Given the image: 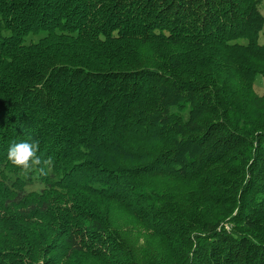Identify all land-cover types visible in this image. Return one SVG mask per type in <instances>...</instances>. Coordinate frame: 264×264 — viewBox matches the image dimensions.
<instances>
[{
  "label": "trees",
  "instance_id": "trees-1",
  "mask_svg": "<svg viewBox=\"0 0 264 264\" xmlns=\"http://www.w3.org/2000/svg\"><path fill=\"white\" fill-rule=\"evenodd\" d=\"M262 1L0 0V264H264ZM114 204L167 261L128 257Z\"/></svg>",
  "mask_w": 264,
  "mask_h": 264
},
{
  "label": "rangeland",
  "instance_id": "rangeland-1",
  "mask_svg": "<svg viewBox=\"0 0 264 264\" xmlns=\"http://www.w3.org/2000/svg\"><path fill=\"white\" fill-rule=\"evenodd\" d=\"M260 13L264 17V1L260 5ZM264 27V26H263ZM44 33L29 35L24 38V44L36 42ZM258 44L264 45V28L259 34ZM254 90L257 94H264V83L260 76H256ZM156 187L161 191L170 190L171 185L165 179L156 182ZM110 222L125 244V252L133 262L141 263L149 258H156L165 262L169 259L167 242L149 230L135 216L117 204L110 206ZM83 261V259H81ZM88 262V261H87ZM84 264V261H83ZM92 264V263H86ZM94 264V263H93Z\"/></svg>",
  "mask_w": 264,
  "mask_h": 264
},
{
  "label": "clouds",
  "instance_id": "clouds-1",
  "mask_svg": "<svg viewBox=\"0 0 264 264\" xmlns=\"http://www.w3.org/2000/svg\"><path fill=\"white\" fill-rule=\"evenodd\" d=\"M39 149L38 140L14 142L7 150V159L25 176L33 173L46 176L54 168V162L51 157L42 159Z\"/></svg>",
  "mask_w": 264,
  "mask_h": 264
}]
</instances>
